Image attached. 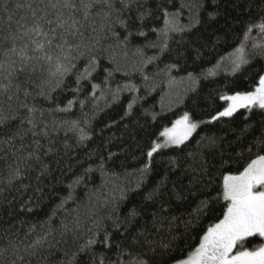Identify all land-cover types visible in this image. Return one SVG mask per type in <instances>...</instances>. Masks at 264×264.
<instances>
[{"label":"trees","instance_id":"obj_1","mask_svg":"<svg viewBox=\"0 0 264 264\" xmlns=\"http://www.w3.org/2000/svg\"><path fill=\"white\" fill-rule=\"evenodd\" d=\"M74 2L41 21L57 29L48 62L9 51L35 57L43 37L20 33L35 22L27 5L44 3L0 0V264H176L223 218V176L264 155V110L219 116L221 97L264 76V0H113L87 20ZM184 115L189 138L148 157Z\"/></svg>","mask_w":264,"mask_h":264},{"label":"snow or ice","instance_id":"obj_2","mask_svg":"<svg viewBox=\"0 0 264 264\" xmlns=\"http://www.w3.org/2000/svg\"><path fill=\"white\" fill-rule=\"evenodd\" d=\"M41 2L45 5L43 9L34 8L31 3L27 5L32 10L35 22L32 27L20 33L21 38H27L30 35L43 37L42 40L35 38L30 40L31 51L36 54L35 57L28 55L29 44H25L19 52L15 47H12L9 51L16 53L23 60L35 58L51 62L52 56L49 49L53 44V40L57 37V29H49L52 34L49 38V32L43 30L41 21L52 24L53 21L48 19L49 10L72 9L75 11L76 4L74 0H41ZM80 2L85 9V20L88 19L90 10L94 7L102 5L104 8L110 9L113 6V0H80ZM121 3L123 4L124 0H121ZM62 15L61 12L60 16ZM60 16L57 17L59 20L57 27L62 29L67 27L72 30L70 34L75 35L79 31L77 27L79 21L71 17V23L67 24ZM23 27L24 25H21V28ZM256 27L264 32V23ZM169 30L175 31V28L172 27ZM248 31H251V28ZM246 37L247 33H245ZM60 39L63 43L59 47L63 48L68 41L63 34L60 35ZM245 63H247V60L243 56V48H238L234 53V70H238ZM3 67L0 64V68ZM59 70L60 65H57V71ZM64 71L66 72L67 69H64ZM10 75L11 73H9ZM221 99L229 101V103L223 111L219 112L220 117L231 116L238 108H251L253 105H257L261 110H264V76L260 77L259 86L254 92L224 96ZM31 111L32 109H29V112ZM4 123V118L0 117V125ZM195 128L196 124L189 121L188 115H184L181 119L175 121L172 128H166L160 133L162 137L166 138L164 146L180 145L191 135ZM160 147L161 145L154 143L147 156L152 157L153 153ZM222 199L226 202L223 218L218 223L208 227L200 237L199 245L195 250L190 252L186 258L177 260L176 264H264V245L252 250L245 246L250 237L259 236L264 238V155L253 159L238 175L223 176ZM209 204V200L201 201L197 211L206 210ZM131 215L135 216V212ZM91 243L93 242L89 241V244ZM133 264H146V262L140 259L135 260Z\"/></svg>","mask_w":264,"mask_h":264},{"label":"rangeland","instance_id":"obj_3","mask_svg":"<svg viewBox=\"0 0 264 264\" xmlns=\"http://www.w3.org/2000/svg\"><path fill=\"white\" fill-rule=\"evenodd\" d=\"M175 91H176V89H174V88H172V89H169V91H168V93H167V95L165 96V99H164V105H165V107L166 108H171V107H173V106H175V104H176V98H175ZM226 101V100H225ZM228 103H229V101H226V107L228 106ZM253 106H257V105H253ZM241 108H244V107H241ZM238 109H240V108H238ZM237 109V110H238ZM236 110V111H237ZM234 113V112H233ZM183 117V116H182ZM181 117V118H182ZM181 118H179V119H181ZM178 119V120H179ZM173 126V125H172ZM172 126L171 127H169L168 129H170V128H172ZM189 138V137H188ZM187 138V139H188ZM165 137H162V141L159 143V145H161V147L160 148H167V147H171V146H177V145H168V146H164L165 145ZM186 139V140H187ZM182 144V143H181ZM257 237H259V236H257ZM251 238V237H250ZM260 238V237H259ZM260 240H261V245H264V238H260ZM260 245V246H261Z\"/></svg>","mask_w":264,"mask_h":264}]
</instances>
